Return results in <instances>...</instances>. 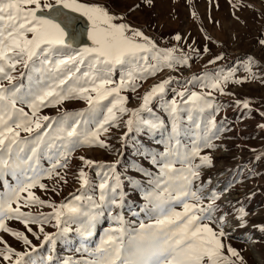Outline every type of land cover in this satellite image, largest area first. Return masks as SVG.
Masks as SVG:
<instances>
[{"label":"snow or ice","instance_id":"snow-or-ice-1","mask_svg":"<svg viewBox=\"0 0 264 264\" xmlns=\"http://www.w3.org/2000/svg\"><path fill=\"white\" fill-rule=\"evenodd\" d=\"M122 21V16L112 14L94 0H0V183L5 189L0 191V231L10 233L25 246V250H17L0 236V262L54 264L51 253L55 251L56 239L72 231L68 224L74 217H87V226L77 229L87 237L93 234L92 228L105 207H123L127 193L120 173L116 172L118 161L105 164L79 157L84 166L99 168L102 176L98 200L87 198V212L80 204L85 199L83 195H72L71 200L56 203L41 198L34 189L47 191L49 186L43 181L55 178L57 184L52 191H58L61 182L67 183L60 170L68 168L75 150L84 146L108 148L101 135L112 126L119 127L121 117L130 113L125 122L128 132L133 131L134 125L149 137L162 129L168 131L167 147L159 154L161 159L138 150L158 171L153 173L142 165L134 169L147 177L151 186L150 191L144 192L146 203L142 208L151 222L128 228L123 216L117 214L114 219L119 226L108 229L90 258L76 264H244L240 252L224 242L228 234L223 217L218 227L212 226L220 194L213 191L205 198L201 195L203 187L195 186L200 169L212 165L211 155L202 154L201 144L204 148L216 145L208 137H202L190 146H182L180 113L186 110L188 119H192L193 111L209 108L218 111L213 91L224 93L230 80L242 83L249 77L235 79L234 70L223 69L214 74L204 73L192 80L209 91L172 89L171 99L166 98V92L175 78L167 77L144 93L139 108L130 109L125 91L136 92L141 82L165 68L175 70L188 65L189 57L176 55V48H159L143 31ZM84 36L90 44L77 43ZM175 39L179 41L181 37L176 35ZM260 43L264 44V40ZM220 59L217 56L209 63ZM18 66L27 70L20 72V77L28 80L27 85L14 83ZM117 69L118 80L113 78ZM245 70L255 77L251 58ZM71 99L84 100L88 107L79 112L62 111L58 117L40 114L42 108L56 107ZM154 99L167 113L169 124L160 116L141 118V112L151 113ZM18 105H26L30 112ZM243 107L248 108L249 102L244 101ZM213 129H216L214 116L208 131L211 133ZM128 132L122 139L128 138ZM42 159L48 161V167L43 166ZM77 178L81 185L77 191L82 192L90 184L88 174L81 168ZM126 179L135 185L133 190H143L134 177ZM32 207H48L52 211L24 210ZM239 212V219L244 221L247 213L243 208ZM9 220L20 222L25 230L10 227ZM45 224H51L57 231L45 232ZM244 224L246 221L241 226ZM30 225H38L39 231ZM26 233L36 239L43 234L40 247L50 245L46 257L33 256L38 248ZM63 264L72 262L65 260Z\"/></svg>","mask_w":264,"mask_h":264},{"label":"rangeland","instance_id":"rangeland-1","mask_svg":"<svg viewBox=\"0 0 264 264\" xmlns=\"http://www.w3.org/2000/svg\"><path fill=\"white\" fill-rule=\"evenodd\" d=\"M105 6L112 14L122 16L124 23L144 32L151 38L159 48H176V55H187L188 65L178 66L175 70L165 68L155 76H150L143 81L142 86L136 92L125 91L128 97L127 107L139 108L141 97L152 85L159 83L167 77H174L173 83L168 86L166 98L171 99L174 95L172 89H187L188 92H207L209 89L201 87L194 76H202L204 73L214 74L223 69L234 70L235 79L249 77L242 83L229 81L224 88V94L213 91L212 99L215 105H219L218 111L209 108L203 112L193 111L192 119H188L189 113L182 110L180 113V124L182 133L181 145L190 146L197 138L208 137L216 145L213 148L202 147V154H210L212 165L200 169V178L196 181V187H203L201 195L207 198L213 191L220 194L216 201V211L211 221L214 228L219 226L220 218L223 217L224 230L228 234L224 238L226 244H231L244 257V264H264V44L260 41L264 37V0H94ZM195 13V15L193 14ZM120 22V21H118ZM85 21L81 20V31L84 30ZM181 39L177 41L175 36ZM78 44H90L87 37L78 39ZM217 56L222 59L215 63ZM252 60V73L245 70L249 59ZM26 69L18 66L14 75L17 85H27L28 80L20 77V72ZM120 70L114 74V79L119 78ZM191 83H184L185 81ZM7 85L8 82L4 81ZM179 99V98H178ZM240 101V104H237ZM248 101L249 107L244 108L243 102ZM105 104L108 102L105 101ZM30 109L26 105H18ZM87 102L80 99L64 101L56 107H45L41 109V115L58 117L62 111L79 112L87 108ZM150 108L151 113L143 111L141 118L151 119L160 116L165 124L170 123L167 113L159 107L158 99H154ZM130 113L124 114L119 127L112 126L107 133L101 135L106 140L108 148L102 147H79L71 157L68 168L60 170L65 175L67 183L61 182L58 191H52L57 180L45 179L43 183L49 186L47 191L34 189L41 198L56 203L71 200L72 195H83L80 204L85 212L88 211V197L98 200L100 190L99 183L102 180L101 170L97 167H86L79 159L84 156L97 163L117 162L116 172L120 173L123 182V190L127 193L124 197L122 208L108 209L105 207L103 213L96 220L92 228L91 236H83L77 229L87 226V217L84 215L74 217L68 227L72 231L60 235L56 239L54 264H63L70 260L72 264L90 258L105 232L118 227V221L114 216L120 214L125 220V227L138 228L141 222L150 223V216L142 211L146 201L144 192L150 191L148 178L135 171V167L143 166L156 173L158 168L149 162V158L138 154L140 152H151L161 159L167 147L166 140L168 131L161 130L149 137L143 132L137 131L134 125L133 131L128 132L126 120ZM215 117L216 129L210 133L209 121ZM102 119V117H100ZM128 132V138L122 139L124 133ZM22 136L27 135L21 133ZM199 160L197 159V163ZM44 167H48V161L42 159ZM180 167L179 164L176 165ZM83 168L88 174L90 181L82 192L78 180L79 170ZM134 177L143 185V190L136 189L130 185L126 177ZM7 179L12 181V177ZM14 182V181H12ZM0 183V191H4ZM205 199V203H207ZM15 207V205H13ZM243 208L247 215L244 221L239 219V210ZM33 213L43 211L51 212L48 207H32ZM8 225L12 228L25 230L24 225L18 221L9 220ZM34 231H39L38 225H30ZM45 232H56L57 229L51 224L44 225ZM29 239L37 245V252L33 256L37 259L49 254V244L40 247L43 234L36 239L30 233ZM0 236L9 245L17 250H25V246L10 233L0 231ZM246 239H245V238ZM88 249L85 251L84 249ZM260 255L262 260H257ZM7 264V262H0ZM239 264V262H237Z\"/></svg>","mask_w":264,"mask_h":264},{"label":"bare ground","instance_id":"bare-ground-1","mask_svg":"<svg viewBox=\"0 0 264 264\" xmlns=\"http://www.w3.org/2000/svg\"><path fill=\"white\" fill-rule=\"evenodd\" d=\"M256 259H257V260H262L261 257H260V255H259L258 257H256Z\"/></svg>","mask_w":264,"mask_h":264},{"label":"water","instance_id":"water-1","mask_svg":"<svg viewBox=\"0 0 264 264\" xmlns=\"http://www.w3.org/2000/svg\"><path fill=\"white\" fill-rule=\"evenodd\" d=\"M77 43H78V41H77ZM245 238V237H244ZM246 239V238H245Z\"/></svg>","mask_w":264,"mask_h":264},{"label":"trees","instance_id":"trees-1","mask_svg":"<svg viewBox=\"0 0 264 264\" xmlns=\"http://www.w3.org/2000/svg\"><path fill=\"white\" fill-rule=\"evenodd\" d=\"M263 40H264V37H263Z\"/></svg>","mask_w":264,"mask_h":264}]
</instances>
